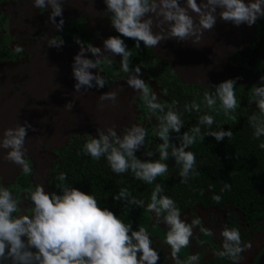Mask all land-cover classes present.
<instances>
[{
	"label": "clouds",
	"instance_id": "9594fccd",
	"mask_svg": "<svg viewBox=\"0 0 264 264\" xmlns=\"http://www.w3.org/2000/svg\"><path fill=\"white\" fill-rule=\"evenodd\" d=\"M68 0H32L33 7L48 11V22L58 32H63V9ZM104 13L108 16L115 33L103 39V48L85 44L78 36L74 42L79 51L73 57L71 65L75 92L96 88L103 89L108 80L98 69L106 64L111 67L119 56L120 70L125 73V81L135 93L143 97L149 113H163L159 117L157 136L162 141L159 146L158 160L141 161L135 155L145 143L147 135L142 126L133 124L122 134H117L115 125L97 128V137L88 139L82 153L93 160L105 157L111 171L123 174L129 170L134 178L153 184L157 177L168 173L167 161L171 156L179 166L180 182L187 184L193 177L199 176L196 170V156L188 151L197 140L203 142L206 136L217 142L225 138L232 139L231 130H209L202 133L201 125L211 129L214 117L204 114L199 117L198 125L184 131L179 145L170 140V133H181L184 127L181 112L173 105L159 102L157 95L149 91L146 82L141 79L139 65L132 66L133 52L129 50L125 39L133 40L135 48H155L161 42L174 39L177 42H188L192 45L200 43L203 33L211 31L217 18L230 22L236 27L252 26L264 18V0H103ZM194 14V15H192ZM59 17V20L57 18ZM156 31H153V29ZM65 44L61 35H52L47 39L48 47L59 49ZM18 52L21 51L17 46ZM89 53L91 58L86 57ZM105 53H108L107 55ZM96 69L95 73L89 71ZM260 84L252 87L250 100L256 105L259 116L250 115L249 123L253 128V138L264 137V76H260ZM239 77L226 79L212 85V91L204 93V106L214 112H223L236 121L238 108L235 88ZM119 88L99 95L97 107L103 109L104 101L115 106ZM217 101L219 108L217 109ZM74 101H68L64 108L71 110ZM167 107V111H165ZM201 106L193 101L184 105V111L199 112ZM36 131L33 125L24 121L14 127L3 129L0 135V149L7 150L3 157L22 169L25 174H32L33 169L26 159L27 148L25 138L28 130ZM259 147L264 149V142ZM170 149V151H169ZM148 153L147 156H151ZM61 183L56 185L57 191L46 192L42 184L37 183L25 200L31 201L30 214H24L18 200L7 187L0 186V264H157L159 253L152 247L153 241L146 227L134 230L131 222L125 223L113 211L101 207L96 197L79 190L67 183V175L61 172L56 177ZM231 185L225 183L221 191L230 190ZM164 187L157 183L151 192L147 210L158 222L167 225L164 243L170 248L168 259L172 264H200V254H190L187 260L180 257L182 249L189 248L193 229H198L204 236L213 237L212 229L205 227L201 217L193 218L190 223L187 217L181 219V210L176 202L163 195ZM114 201L125 202V207H144L145 202L136 199L127 188H123L112 197ZM222 197L213 195L212 200L219 204ZM127 215V212H125ZM221 250L216 253L227 258L231 264H240L243 253L252 248L251 242L241 238L238 227L223 226L220 231ZM205 242L198 240L197 245Z\"/></svg>",
	"mask_w": 264,
	"mask_h": 264
},
{
	"label": "flooded vegetation",
	"instance_id": "af4514ba",
	"mask_svg": "<svg viewBox=\"0 0 264 264\" xmlns=\"http://www.w3.org/2000/svg\"><path fill=\"white\" fill-rule=\"evenodd\" d=\"M104 8L103 0H68L63 9V32H58L48 22L50 9L38 10L33 7L32 0H0V135L3 129L14 127L17 123L23 124L24 121L36 129V131L29 129L25 138V147L28 150L26 159L33 169L32 174H25L19 166L4 160L7 150L0 149V186L7 187L17 198L18 206L21 208L17 214L20 211L30 214L31 201L25 200V196L34 190L37 183L42 184L46 192H51L55 174L64 165V154L71 149L83 148L88 139L97 137V128L104 129L115 125L119 135L133 124L142 126L147 135L144 145L135 155L141 161L159 159V146L162 141L156 133L159 117L163 113H149L143 97L128 87L125 81L126 74L120 70L118 55L112 57L115 63L111 67L103 64L98 69L109 82L105 88L74 91L75 80L71 65L74 55L79 51V45L74 42L73 37L78 36L85 44L91 43L93 46L103 48V39L110 35H119L115 33L108 16L103 12ZM218 21L223 20L218 17L217 23ZM209 33L211 31H205L203 36ZM52 35H61L65 44L59 49L48 47L47 39ZM121 38L125 39L129 50L133 52L132 66L141 67V79L146 82L149 91L157 95L160 103L166 106L173 105L181 112L184 127L181 128V133H170L172 143L179 145L180 135L198 125L199 117L204 114L212 115L215 123L211 129L201 125L202 133L225 128L244 130L251 127L248 119L250 115H260L256 105L250 100V95L252 87L260 84V76H264V18L254 24L244 47L229 55L225 73L214 82L209 81L205 84L184 83L170 63L159 58L154 48H144L141 42V48L137 50L133 40ZM172 40L174 39L170 41ZM208 40H212V36ZM188 42H191V39ZM17 46L21 51L16 50ZM85 55L91 58L89 53ZM89 71L95 73L97 70ZM237 77L239 80L235 92L238 108L236 113L232 114L236 116V121L225 116L223 112L205 108L204 93L212 91L208 88L226 79ZM117 88L119 93L115 106L104 101L105 107L99 109L97 107L100 103L99 95ZM68 101H74L70 111L64 108ZM193 101L200 104V111H184V105ZM67 134H69L67 139L62 141ZM204 139L214 140L211 136ZM199 142L202 148L203 142ZM200 145L196 142L186 150L192 151L196 157L200 156ZM148 153L152 155L149 157ZM162 162L167 163L168 170L179 168L171 156ZM162 179L163 176L157 177L153 184H148L151 192L157 183L164 185ZM162 194L164 195V192ZM150 197L151 193L145 206L137 207L132 213L126 211L123 206L125 204L121 205L127 215L134 216L132 217L139 226H142L141 220L135 213L146 208ZM192 200H197V197ZM227 209L229 211H226ZM212 210L213 213L222 215L223 226L231 227L232 220L238 217L241 219L242 226L239 228L241 238L246 243L251 242L252 248L243 253L244 259L240 264H264V217L249 227L241 213L231 205H224L221 208L191 205L182 209L181 219L186 217L188 220L193 219L197 217L194 215L197 212L214 216ZM145 217L148 227L153 225L154 229L164 231L167 228V225L158 222L152 213L148 212ZM193 231L196 238L193 239L190 249L195 250L193 254L201 253L200 264H231L228 259L224 260L216 255L221 250V237L214 240L211 245L204 243L201 246L196 242L203 234L198 229ZM153 234L156 235L155 232ZM258 236L261 237L259 243L253 245ZM155 245L157 246V243ZM179 255L181 257V252ZM167 257L164 256L157 264H166L170 260Z\"/></svg>",
	"mask_w": 264,
	"mask_h": 264
},
{
	"label": "trees",
	"instance_id": "16d2710c",
	"mask_svg": "<svg viewBox=\"0 0 264 264\" xmlns=\"http://www.w3.org/2000/svg\"><path fill=\"white\" fill-rule=\"evenodd\" d=\"M250 128L236 131L225 128L223 130L232 131V139L219 142L204 139L202 148L197 140L201 153L196 157V170L200 175L183 184L179 168L168 170L162 179L164 195L172 198L181 211L191 205L216 208L231 205L241 213L247 226L261 221L264 217V149L259 145L264 137L254 139L253 128ZM82 149H71L64 154V165L55 174L51 192H58L56 185L61 182L56 177L63 172L67 175L64 183L94 195L101 207L113 211L125 223L131 222L134 230L138 229V222L125 215L121 207L125 202L114 201L112 197L127 188L133 197L147 202L151 187L135 179L130 170L123 174L113 173L105 157L93 160L83 154ZM225 183L231 188L222 192ZM213 195L222 197L219 204L212 200ZM194 197L197 200H192Z\"/></svg>",
	"mask_w": 264,
	"mask_h": 264
},
{
	"label": "water",
	"instance_id": "95a60500",
	"mask_svg": "<svg viewBox=\"0 0 264 264\" xmlns=\"http://www.w3.org/2000/svg\"><path fill=\"white\" fill-rule=\"evenodd\" d=\"M254 25L234 26L230 22L218 21L209 35L203 36L200 43H182L176 40L161 42L155 51L161 60L174 68L177 76L188 84L214 82L223 75L226 60L233 52L241 50L246 44ZM153 31H156L154 28ZM212 36V40H208ZM67 134L62 138L67 139ZM258 236L253 245L260 241Z\"/></svg>",
	"mask_w": 264,
	"mask_h": 264
},
{
	"label": "rangeland",
	"instance_id": "374dc122",
	"mask_svg": "<svg viewBox=\"0 0 264 264\" xmlns=\"http://www.w3.org/2000/svg\"><path fill=\"white\" fill-rule=\"evenodd\" d=\"M136 208H137V206H134V205L133 206H128L127 208L125 207L126 211L129 212V213H132V210H136ZM226 211H229V210L227 209ZM138 212L140 214L139 213H135V216H137V218L141 220V225L146 227L147 231L149 232V235H150V237H151V239L153 241L152 247L159 253L160 259H163L164 256H168L169 257L170 248L164 243V237L166 236L167 228L164 231V230L154 229L153 225L150 226V227L147 226V222L145 221L147 219L145 216L149 212L147 210V207L144 208V210L142 212H140V210H138ZM211 212L213 213L214 211L212 210ZM213 214H214V216H208V214L203 213V212H197L196 214H194L195 216L201 217L202 220H203L204 226L212 229L213 232L215 233V235L213 237L204 236V235L201 236L200 240L204 241L206 244H209V245H211L214 240H216V239H218L220 237V231H221V229L223 227V217H222V215L221 214H217V213H213ZM130 215H132V214H130ZM191 220L192 219L187 220V222L190 223ZM241 226H242L241 225V219L239 217L235 218L234 220H232V226L231 227L240 228ZM154 232H155L156 235L153 234ZM195 238H196V234H194V236L192 237V241H194ZM156 243H157V246L155 245ZM191 244H192V242H191ZM191 244H190L189 248H185V249L181 250V259L187 260L188 256L190 254L194 253L195 250H191L190 249L191 248ZM171 262H172L171 260H168L166 264H170Z\"/></svg>",
	"mask_w": 264,
	"mask_h": 264
}]
</instances>
